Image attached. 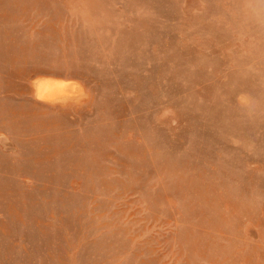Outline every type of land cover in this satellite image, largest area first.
<instances>
[{"label":"rangeland","instance_id":"374dc122","mask_svg":"<svg viewBox=\"0 0 264 264\" xmlns=\"http://www.w3.org/2000/svg\"><path fill=\"white\" fill-rule=\"evenodd\" d=\"M0 264H264V0H0Z\"/></svg>","mask_w":264,"mask_h":264},{"label":"bare ground","instance_id":"6f19581e","mask_svg":"<svg viewBox=\"0 0 264 264\" xmlns=\"http://www.w3.org/2000/svg\"><path fill=\"white\" fill-rule=\"evenodd\" d=\"M73 87L72 86H69V85H63L62 83H59V84H55V83H46V84H39V89H38V93H42L44 94V98H47L45 100H55V99H62L66 96H70L71 92L69 93H66L67 91H70L72 90ZM38 93H37V96H38ZM40 93V94H41ZM39 94V95H40ZM69 94V95H67ZM75 96V95H74ZM43 98V99H44ZM70 100V99H69ZM131 100V99H130ZM68 102V101H67ZM59 103V102H58ZM163 106V105H162ZM99 119V118H98ZM229 156V155H228Z\"/></svg>","mask_w":264,"mask_h":264}]
</instances>
